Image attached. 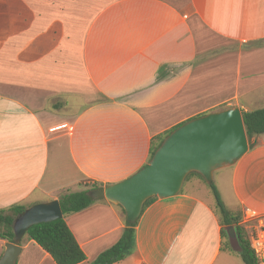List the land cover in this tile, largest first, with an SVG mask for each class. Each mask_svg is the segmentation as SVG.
<instances>
[{
  "label": "crops",
  "instance_id": "1",
  "mask_svg": "<svg viewBox=\"0 0 264 264\" xmlns=\"http://www.w3.org/2000/svg\"><path fill=\"white\" fill-rule=\"evenodd\" d=\"M262 105L264 0H0V209L119 182L174 126ZM263 136L213 174L224 206L261 232ZM203 183L141 213L130 264H239L222 248L238 244L232 229L222 237L216 202L190 192ZM65 221L88 264L119 239L125 215L97 199ZM20 246L16 264H56L25 235Z\"/></svg>",
  "mask_w": 264,
  "mask_h": 264
},
{
  "label": "water",
  "instance_id": "2",
  "mask_svg": "<svg viewBox=\"0 0 264 264\" xmlns=\"http://www.w3.org/2000/svg\"><path fill=\"white\" fill-rule=\"evenodd\" d=\"M248 150L240 109L232 106L191 118L164 137L149 161L129 177L87 192L93 199L119 205L127 223L140 216L151 197L178 194L191 172L206 183L215 171L233 165ZM62 217L57 199L26 207L13 221V239L4 244L0 264H16L20 242L29 227Z\"/></svg>",
  "mask_w": 264,
  "mask_h": 264
},
{
  "label": "trees",
  "instance_id": "3",
  "mask_svg": "<svg viewBox=\"0 0 264 264\" xmlns=\"http://www.w3.org/2000/svg\"><path fill=\"white\" fill-rule=\"evenodd\" d=\"M240 112L247 141L253 135H260L264 133V105L254 110ZM180 124L154 138L150 149V158L164 137ZM192 178H197L205 182L203 177L196 172L189 173L184 182H187ZM206 184L211 189L215 198L222 237H226L228 230L232 229L237 239V251H233L229 242H223L222 248L231 252H236L244 264H261L260 258L250 247L247 232L242 223V211L227 209L222 203L213 181ZM80 186L83 187L79 190L71 191L66 189L58 194L57 200L62 211L61 218L49 222L34 224L29 227L25 233V237L28 240L33 241L46 253H48L56 264H79L86 260L83 250L66 224L65 216L82 211L94 203L97 199L91 198L87 192L94 188L102 187V185L97 182H85L84 184H80ZM155 199L156 197L147 199L143 204L141 213ZM24 209L25 206L22 205H14L6 209H0V239L6 242L12 241L14 236L12 229L14 218ZM138 219L134 223H127L125 221V225L119 239L112 246L101 251L88 264H114L132 254L135 248V226L137 225Z\"/></svg>",
  "mask_w": 264,
  "mask_h": 264
},
{
  "label": "rangeland",
  "instance_id": "4",
  "mask_svg": "<svg viewBox=\"0 0 264 264\" xmlns=\"http://www.w3.org/2000/svg\"><path fill=\"white\" fill-rule=\"evenodd\" d=\"M69 100L71 101V104L68 106L67 112H72L73 110L77 109L79 104L77 102L76 97L75 98L72 97V99H69ZM222 109H224V108H222ZM218 110H219V108H218ZM210 112H212V111H210ZM263 138H264V136H263ZM252 140H253L252 137H250L248 139V141H247L248 142V148H249V146L254 145V142H252ZM216 182H217V177L215 175L213 178V183L215 184ZM82 184H84V183L82 182ZM80 187H83V186H80ZM62 191H64V190H62ZM62 191H60V192H62ZM190 192L195 193L196 195H198L202 198H205L206 200H208L210 202H214V204H215V198L212 194L211 189L208 187V185L206 183H203V185H201L199 187V189H197V188L190 189ZM242 223L246 229L247 238L249 240V243L251 244V239L258 233V230H257L258 229V226H257L258 223L256 221L244 222V218H242ZM224 242H226L225 239H224ZM125 259H127V260H123L119 264H130L132 262L131 257L127 256ZM239 264H243L242 260H239Z\"/></svg>",
  "mask_w": 264,
  "mask_h": 264
},
{
  "label": "built area",
  "instance_id": "5",
  "mask_svg": "<svg viewBox=\"0 0 264 264\" xmlns=\"http://www.w3.org/2000/svg\"><path fill=\"white\" fill-rule=\"evenodd\" d=\"M250 247L259 254L264 252V232L258 231V233L251 239Z\"/></svg>",
  "mask_w": 264,
  "mask_h": 264
}]
</instances>
